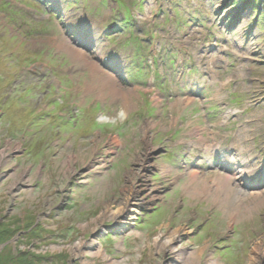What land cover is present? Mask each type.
I'll return each mask as SVG.
<instances>
[{
	"label": "rangeland",
	"instance_id": "1",
	"mask_svg": "<svg viewBox=\"0 0 264 264\" xmlns=\"http://www.w3.org/2000/svg\"><path fill=\"white\" fill-rule=\"evenodd\" d=\"M221 161L249 171L231 200L195 193L189 175ZM176 228L182 255L159 250ZM8 247L22 264H264V0H0Z\"/></svg>",
	"mask_w": 264,
	"mask_h": 264
},
{
	"label": "bare ground",
	"instance_id": "2",
	"mask_svg": "<svg viewBox=\"0 0 264 264\" xmlns=\"http://www.w3.org/2000/svg\"><path fill=\"white\" fill-rule=\"evenodd\" d=\"M67 43L68 42H64V43H62L61 46H63L66 50L70 51L71 52V55L75 59L80 60V58L83 56L82 53L79 52L77 49H75V47L72 48ZM97 68H98L97 65H92V64L90 65V69L93 70V74H92V72H91V74H92L93 77L94 76L96 77L95 79H93L94 80L93 81L94 86H97L96 83H98V85H102L101 89H99V92L100 93H104V91H105L104 89L107 87V88H110L111 89V92L113 90L112 96L114 98H117L119 100L120 99L127 100L128 92L126 93L124 90H121V89H119L116 86V79L114 77L110 78V76H109V78L111 80L110 85L105 84V80L108 79V75H106L105 73H100L97 70ZM96 70H97V72H96ZM98 75H101V78ZM107 92H105V93L107 94ZM100 93L98 95H100ZM129 93L131 94L132 91H129ZM251 158L252 157H250V159ZM218 165L223 168V165H226V164L225 163H222V161H221ZM224 170L227 171L229 174L228 175H225L223 173L222 174H218V173L216 174L215 173L214 178L210 179V180H212L211 182L208 181L209 178H206V182H205V176L203 177V182H202L201 181L202 178L198 177L199 176L198 172L197 171H193L189 175L190 178L193 177V179H194L191 184H194L195 182H198V183L203 184V186H200L199 188H195V190H196L195 193H198V194H208V196H213L214 199H217V201H222L223 199L224 200H231L232 194L233 193H236L235 192L236 184H235V186H233V185L236 182L237 177L239 179H244L248 175H245L244 174V171L243 172L242 171L238 172L237 168L232 164V162H227V165L224 167ZM241 173L243 174L242 175V178L239 177ZM224 206L230 207V204L224 202ZM236 208H239V207L238 206H234L232 209L231 208L230 209L231 210H234ZM235 216L236 215H234V217ZM180 231H181L180 228L173 229V231L171 232L170 236L169 235L167 236V240L165 242H161V238L160 237H157V239H156V245H157L158 249L159 250H162V249H168L169 248L171 251H174V252H177V253L179 251V253L182 255V253L184 252V250H181L180 249L181 247L180 248L177 247V246H174L172 248L169 247L170 244H171V242H174V241H176L178 239V237L180 236V234H179Z\"/></svg>",
	"mask_w": 264,
	"mask_h": 264
},
{
	"label": "trees",
	"instance_id": "3",
	"mask_svg": "<svg viewBox=\"0 0 264 264\" xmlns=\"http://www.w3.org/2000/svg\"><path fill=\"white\" fill-rule=\"evenodd\" d=\"M10 237L8 236L7 238H3L1 243H4L8 241ZM9 248V249H8ZM6 250H4V253L0 254V264H22L32 257V254L30 252H19L17 255L10 252V247H8ZM8 252V253H7ZM34 256V255H33ZM45 259L44 257H42Z\"/></svg>",
	"mask_w": 264,
	"mask_h": 264
}]
</instances>
